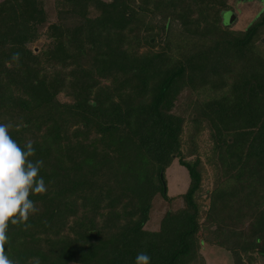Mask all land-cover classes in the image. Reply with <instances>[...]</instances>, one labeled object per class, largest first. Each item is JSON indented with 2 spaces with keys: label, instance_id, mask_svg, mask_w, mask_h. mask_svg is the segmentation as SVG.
<instances>
[{
  "label": "trees",
  "instance_id": "16d2710c",
  "mask_svg": "<svg viewBox=\"0 0 264 264\" xmlns=\"http://www.w3.org/2000/svg\"><path fill=\"white\" fill-rule=\"evenodd\" d=\"M56 1L46 29L42 0L0 1V123L34 141L48 188L27 227L9 223L7 255L206 264V244L264 264V0L243 29L226 26L228 0ZM174 157L183 202L144 227L155 196L173 202Z\"/></svg>",
  "mask_w": 264,
  "mask_h": 264
},
{
  "label": "clouds",
  "instance_id": "9594fccd",
  "mask_svg": "<svg viewBox=\"0 0 264 264\" xmlns=\"http://www.w3.org/2000/svg\"><path fill=\"white\" fill-rule=\"evenodd\" d=\"M12 58L18 60L19 53H14ZM13 129L11 122L0 123V264H19V261L11 259L6 253L9 223H24L27 227L30 215L39 212L30 196L46 194L48 191L40 175L43 160L31 159L36 153L34 141L29 138L22 146L12 137ZM35 264H40L39 259L35 260ZM135 264H151V257L140 252Z\"/></svg>",
  "mask_w": 264,
  "mask_h": 264
},
{
  "label": "rangeland",
  "instance_id": "374dc122",
  "mask_svg": "<svg viewBox=\"0 0 264 264\" xmlns=\"http://www.w3.org/2000/svg\"><path fill=\"white\" fill-rule=\"evenodd\" d=\"M59 2L60 1H56V0H42L46 19L44 20L45 25L41 26L40 29H46L47 24L50 22H53V21L56 22L58 20L59 21L61 20V14L58 13V5L60 4ZM257 2L258 1L256 0L255 1L254 0H228V3L231 4L232 9L225 11L223 14L224 22L228 24L226 25L228 29L230 28L231 29H243L246 23L252 19L255 12H257L260 9L261 4L260 3L257 4ZM89 8H90L89 9L90 15H95L96 13H98V9H96L93 5L89 6ZM153 31L156 32L158 31V29L154 28ZM45 39L47 41L48 37L46 38L43 35L40 36L38 40H35L34 42H32V47H39ZM151 39L152 41H157L158 36L155 34V36H152ZM260 40L264 42V31L261 32ZM147 47L148 45H144V46H140L139 49L143 50ZM65 97L66 96H64V98ZM201 132H202V139H203V141L200 142L201 150H202V149H207V146L210 145L209 142L211 143V139L209 138V136L207 137V139H204V137L209 135L205 127L202 128ZM165 175H166V180H167V194L170 196L173 202H171V200H169L168 202L166 199L160 197L159 195H157L158 197L155 196V198L152 201L155 207L154 208L152 207L150 209L149 219H148L147 224H145L144 227L152 226L151 228H154L157 225L156 221L159 222V219L162 214L161 212H159L160 211L159 206L162 210L165 208L172 209V207L177 208L183 202L182 197H183L184 191H186L188 176H186L187 173H186L185 167L182 166L178 162L177 157H174L171 164L166 168ZM205 195L206 193H203V192H201V194L199 195L200 200H203L204 203L208 201V197ZM150 222H153L154 224L151 225ZM202 249L205 255L206 264H232L229 252L227 250H224L223 248L220 249V247L218 248V247H215L214 245H206V244L202 247ZM243 260H246L245 256H243ZM65 264H77V263L66 262Z\"/></svg>",
  "mask_w": 264,
  "mask_h": 264
}]
</instances>
